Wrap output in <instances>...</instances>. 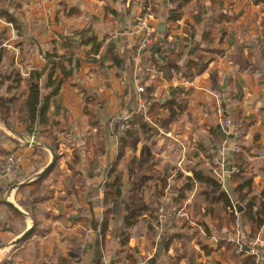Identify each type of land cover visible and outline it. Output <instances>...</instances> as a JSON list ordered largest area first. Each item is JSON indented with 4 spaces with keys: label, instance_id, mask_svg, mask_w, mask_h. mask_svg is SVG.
Segmentation results:
<instances>
[{
    "label": "crops",
    "instance_id": "0c3cea01",
    "mask_svg": "<svg viewBox=\"0 0 264 264\" xmlns=\"http://www.w3.org/2000/svg\"><path fill=\"white\" fill-rule=\"evenodd\" d=\"M198 1L211 14L210 0H191L165 38L169 29L166 19L175 17L173 6L169 0H153L156 40L142 52L135 22L144 0L14 1L11 12L19 17L22 27L17 30L0 21V81L20 73L24 81L18 91L23 92L30 72L44 71L40 83L42 93L48 96L55 91V86L48 85L50 63L55 62L52 81L59 90L50 101L43 133L38 128L28 133L27 123L0 121L1 148L8 155L13 153L20 166V180L0 194V264H116L119 258L120 264H127L126 253L118 258L121 226H110L105 239L98 226L109 215L102 206L106 175L122 149L119 138L123 132L117 128L112 133L110 122L126 117L130 122L136 116L137 78L159 104V121L149 116L147 127L134 124V140L125 138V155L117 169L123 173L125 188L134 176H150L156 178L154 185L161 187L165 180L174 189L173 183L182 177L178 188H183L185 198L176 206L172 203L176 210L185 208L189 218L169 228L166 223L156 226L158 213L155 219L146 214L145 222L132 230L127 253L138 264L154 259L160 264H237L225 259V249L219 248V242L228 241L254 248L258 264H264V225L253 239L243 220L251 200L254 210L264 202V3L220 0L219 13L237 17L221 29L226 33L223 46L217 42L211 47L223 53L208 55L207 69L193 81L174 72L167 80L154 63L163 67L161 53L179 50L188 37L186 27L194 28L196 39H201L206 20L195 25ZM162 24L164 33L158 32ZM186 61L169 60L179 65ZM3 85L1 94L11 83ZM26 97L24 94L21 101ZM167 102H172L171 106H166ZM220 107L232 116L240 112L251 123L243 148L252 185L235 194L237 184L227 174L214 198L213 188L195 180L194 175L204 170L213 175L210 161L218 156L217 146L225 140ZM86 108L99 118L98 126L89 121ZM140 115L148 121V114ZM52 139L56 142L53 148ZM101 143L103 151H97ZM145 148L149 150L144 157L149 158V168L140 171L136 165ZM54 157L55 166L42 175ZM223 159L226 165L231 164L232 153L226 152ZM133 160L136 162L130 164ZM185 177L193 179L190 187L186 188ZM166 199L172 198L161 201ZM144 204H151L148 194ZM237 204L244 209L240 214L231 207ZM232 214L243 222L240 232ZM149 221L157 229L154 242L147 237ZM32 222L33 233L14 245ZM74 248L82 253L68 262Z\"/></svg>",
    "mask_w": 264,
    "mask_h": 264
},
{
    "label": "trees",
    "instance_id": "16d2710c",
    "mask_svg": "<svg viewBox=\"0 0 264 264\" xmlns=\"http://www.w3.org/2000/svg\"><path fill=\"white\" fill-rule=\"evenodd\" d=\"M15 0H0V21L5 20L10 25H13L17 30L22 27L20 23L19 17L11 12ZM170 4L173 6V12L175 17H170L166 19L167 24L169 25V29L165 32L164 37L167 38L170 34L172 28L177 25V22L182 17V10L186 6H188L191 0H169ZM256 4L264 3V0H255ZM211 5V14L205 10L204 5L198 1L196 11L197 14L194 15L195 25H200L205 22V27L201 36V39L198 41L196 39V30L194 28L185 29V33L188 37L183 39V42L180 45V48L177 52H162L163 56V67H160L159 63H154L157 70L160 71L163 76L167 80H171L174 77V73L180 78L186 81H193L197 76H200L205 72L208 67V63L206 62L208 55L210 54H222L221 50H214L211 47L214 46L217 42L220 47L223 46V38L226 36L225 32H221V29L224 26L225 22L234 23L237 20L236 16H228L225 13H219L221 1L220 0H210ZM188 26V25H187ZM3 51L0 49V63L2 60ZM182 58H186L187 61L179 65L177 63H170L169 60H181ZM116 63H119V59L115 57ZM49 69V82L48 85L51 87L55 86V91H53L50 95H44L42 93V85L40 83L43 75V72L32 71L29 76L25 80L26 90L23 92H19L18 89L22 90V82L24 81L21 74L17 73L12 76H4L0 81V87L4 86L5 83H11L10 88L6 89L4 94L0 93V121L6 122L7 124L10 121H19L22 124L27 123V131L28 133L35 132L36 129L40 130L43 133L48 125V111L49 104L51 99L58 93L59 85L53 79V72L56 68V63H50ZM174 72V73H173ZM57 84V85H56ZM3 88V87H2ZM26 94L27 97L22 102L21 99L23 95ZM149 94V102L150 105L147 111L148 121L143 115H136L133 117L130 122H128L125 126V130L123 134L120 135L122 149H120L118 160L114 164V168L107 172L106 175V184L104 186V199L102 201V206L107 210L109 214L106 216L101 222V230L103 239L106 238L107 234L110 232V226H121L120 231V246L121 250L118 252V258L121 257L124 253H126L127 264H138L135 257L129 255L127 253V246L132 238V230L140 226L142 222H145L142 219L146 214H149V217L152 219L156 218V214L159 209L162 207L163 202L161 201L163 198H167L170 196L171 201L176 204H180L181 201L185 198V193L183 188H178L180 180L182 177H177L175 183L167 184L165 180H162V186L155 184V177H147L134 176L130 181H128V187L125 188L123 173L117 169L119 162L124 157L125 152L123 150L125 143V138H129L134 140L133 133L134 124L139 123L142 128L147 127V122L149 121V116L152 121H159V114L156 113V110L159 108V104H155L152 100V96L150 92ZM151 96V97H150ZM239 102V100H235ZM172 102H167L166 106H171ZM86 114L91 121L92 125L98 126L99 118L92 115L88 112L86 108ZM233 120L238 123H241L242 135L245 138L247 134V130L250 127L248 120L242 118L241 113L238 112L237 115H233ZM37 124L36 128L34 125ZM44 127V128H43ZM1 138V137H0ZM53 148L56 145L54 139L51 140ZM88 144V143H87ZM97 151H103L102 143L99 144ZM244 148L240 154L232 153L233 159L231 164H227V170L232 168H237L239 173L230 174L231 181L233 184H237V188L235 194L239 193L242 190L250 188L252 185V179L248 178L247 174L248 164L245 161V153ZM149 154V150L145 148L142 153V157L140 161L137 163L136 167L140 169V171L149 168L147 164L149 163V158L144 159L145 155ZM8 156V153L4 152L1 148L0 144V160L4 159ZM58 159V158H57ZM136 160H133L130 164H134ZM151 170V169H150ZM132 172V171H130ZM210 172V171H209ZM212 172V171H211ZM194 179L198 181H203L207 185L213 188V197H218L221 190V183H218L212 173L208 174V171H201L200 174L196 173L194 175ZM20 180V177L19 179ZM153 181V182H152ZM184 181L186 182V188L190 187L193 183V179L190 177H185ZM8 187L0 186V194H3ZM125 189V190H124ZM151 197V204H144V199L146 195ZM177 197H174V195ZM222 198L227 199V195L220 196ZM241 203V199L239 200ZM230 206V203H229ZM255 202L251 200L243 211V220L245 227L250 229V238H256L261 227L264 225V202L261 204L259 209L254 210ZM233 212L234 208L231 205ZM235 214V213H234ZM232 214L231 219L235 221L236 216ZM242 217V216H241ZM157 220V219H156ZM147 237L151 239L153 242L156 238L157 229L153 227L150 223H147ZM134 231V230H133ZM219 248H224V258L227 260L235 261L237 264H258L256 255H249V250L246 247L240 246L239 244L221 241L219 242ZM81 250L74 248L70 253L71 261L73 259L79 258L81 254ZM84 254H82L83 256ZM122 259H118L116 264L122 263ZM147 264H160L157 263V259L148 261Z\"/></svg>",
    "mask_w": 264,
    "mask_h": 264
},
{
    "label": "built area",
    "instance_id": "2783aa9c",
    "mask_svg": "<svg viewBox=\"0 0 264 264\" xmlns=\"http://www.w3.org/2000/svg\"><path fill=\"white\" fill-rule=\"evenodd\" d=\"M145 3L142 7L140 16L135 22V31L140 37L139 42V52H142L155 44L156 28L152 24L154 18L153 13V0H144ZM136 94L138 100V109L135 115L147 114L149 102V94L144 81L141 78L135 79ZM219 115L222 116L221 127L225 140L222 144L217 146L218 156L214 157L210 161V169L216 179L220 181L221 184L225 182V176L227 174H237L239 170L237 168H232L227 170L226 162L223 159V155L226 152H231L235 154H240L244 147V138L242 135L241 123L233 120L231 113L224 108H219ZM130 117L115 119L110 122V130L112 133L119 129V132L125 130V126L128 123ZM20 176V166L16 156L10 153L7 157L0 160V186H7L10 188L15 184ZM174 197H177L175 194ZM166 198V197H165ZM168 199L163 201L162 207L159 209L157 214L156 226L160 224H167L169 228H173L174 225L181 219H188V214L185 208L176 210L173 206L172 201ZM234 211L236 212V206L233 205ZM237 214V213H236ZM238 215V214H237ZM242 221L238 217L235 222L237 230L240 232ZM98 233L101 234V221L99 222ZM88 234V233H87ZM248 255H256L257 251L254 248H250Z\"/></svg>",
    "mask_w": 264,
    "mask_h": 264
},
{
    "label": "water",
    "instance_id": "95a60500",
    "mask_svg": "<svg viewBox=\"0 0 264 264\" xmlns=\"http://www.w3.org/2000/svg\"><path fill=\"white\" fill-rule=\"evenodd\" d=\"M165 31H166L165 24L160 25V28H159L158 32L164 33ZM55 164H56V161H55V157H54V160H53L52 164L45 169V171L42 173V175H45L47 172H49L55 166ZM39 177H40V175L38 176V178ZM236 210L240 214L244 209L241 207L240 204H237L236 205ZM34 229H35V223L32 222V225L29 227V229H27V231L25 233H23L21 236H19L15 240L14 245H19L24 240H26L33 233Z\"/></svg>",
    "mask_w": 264,
    "mask_h": 264
},
{
    "label": "rangeland",
    "instance_id": "374dc122",
    "mask_svg": "<svg viewBox=\"0 0 264 264\" xmlns=\"http://www.w3.org/2000/svg\"><path fill=\"white\" fill-rule=\"evenodd\" d=\"M19 179V178H18ZM18 181V180H17ZM3 187H5V185H3Z\"/></svg>",
    "mask_w": 264,
    "mask_h": 264
}]
</instances>
